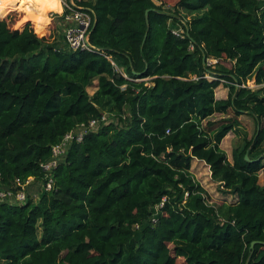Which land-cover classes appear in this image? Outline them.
<instances>
[{
    "label": "trees",
    "instance_id": "1",
    "mask_svg": "<svg viewBox=\"0 0 264 264\" xmlns=\"http://www.w3.org/2000/svg\"><path fill=\"white\" fill-rule=\"evenodd\" d=\"M169 1L164 11L153 0H83L95 14L93 51L69 48L50 12L37 35L19 0L8 6L0 189L35 182L23 203L0 199V264H264V0ZM179 15L191 38L171 32ZM220 79L226 98L215 96ZM104 112L108 123L72 142L54 187L41 190L51 146ZM228 132L230 158L219 146ZM193 159L221 200L195 179Z\"/></svg>",
    "mask_w": 264,
    "mask_h": 264
},
{
    "label": "built area",
    "instance_id": "2",
    "mask_svg": "<svg viewBox=\"0 0 264 264\" xmlns=\"http://www.w3.org/2000/svg\"><path fill=\"white\" fill-rule=\"evenodd\" d=\"M82 1L83 0H63V15H57L56 13L50 12V16H52L55 20L57 33L69 48L73 50L85 49L93 51L98 48L91 46L87 39V34L90 32L94 20L93 11L86 6L81 5L80 2ZM5 9H9V7ZM1 15L2 13H0V17H6L8 14L3 16ZM181 23L182 25H179L177 28H173L171 30L173 35L176 37H183L184 35H187V30L183 26L184 21L181 20ZM189 47L191 49L193 48L192 45ZM106 57L110 59V57ZM215 61V59H208V64H212ZM141 79L143 78L136 80ZM108 121L109 114L104 112L100 118H93L87 122L80 123L65 132L61 140L51 146L50 157L40 164L43 177L41 181H37L39 188L41 190L50 191L54 187L55 181L53 177V170L72 142H80L85 134L96 131L101 124L108 123ZM34 182L35 178L32 176H29L24 180L17 178L15 180L14 189H0V199L11 204L23 203L27 198L29 186ZM31 196L33 198H37L36 192L31 193Z\"/></svg>",
    "mask_w": 264,
    "mask_h": 264
},
{
    "label": "clouds",
    "instance_id": "3",
    "mask_svg": "<svg viewBox=\"0 0 264 264\" xmlns=\"http://www.w3.org/2000/svg\"><path fill=\"white\" fill-rule=\"evenodd\" d=\"M9 5L15 7L17 0H0V12H4V9ZM33 5H37V7L34 9ZM62 5L63 0H19V7H16L15 10L24 12L25 19L31 17L36 34L40 35L43 25L50 22L46 13L53 12L63 15Z\"/></svg>",
    "mask_w": 264,
    "mask_h": 264
},
{
    "label": "rangeland",
    "instance_id": "4",
    "mask_svg": "<svg viewBox=\"0 0 264 264\" xmlns=\"http://www.w3.org/2000/svg\"><path fill=\"white\" fill-rule=\"evenodd\" d=\"M153 1L156 4L161 5L164 11H169V7H170L169 4L171 3L169 0H165V1H162V0H153ZM14 11L15 10L9 11L7 14H9L11 12H14ZM0 13L3 14L4 12H0ZM179 16H180V18L183 21H186L189 18V16H183V17H182V15H179ZM15 19H18V17L15 16ZM169 22H170V20H169ZM95 82H96V80H94V82H93V84L91 86H88L87 89H88L89 93H92L95 90ZM253 82H254V80H253ZM254 84H255V82H254ZM251 86L253 88H256L257 87V84L251 85ZM229 113H231V112L229 111ZM211 118L212 119L218 118V116L214 115ZM109 120H110V118H109ZM239 120H241V123H242L243 127L248 131V133L251 134L253 132V129H254V123L252 122L251 118L249 116H242L241 119H239ZM203 125L205 126V121L203 122ZM228 138H231V137H228ZM232 139H233V141L231 142V146H233L236 138L233 137ZM226 142H228V139H227ZM200 165H201V163H197V162L194 163V165H193L194 168H195L194 169V172L199 173L198 176H199L201 182H203V184L206 185V188L208 190L207 192H209V194L211 195L210 199L212 201L214 200L215 203H216L218 200H221L223 198L222 197V194L217 190V185L212 182V180H211L210 177H208L209 176V171H208V174H207L206 173V171H207L206 168H205V171L202 170V169H204V166L205 165H202L201 167H200ZM263 176H264V174L262 172H260L259 173V182L260 183H262ZM35 188L36 187H33V188L31 187L30 193L35 192ZM179 262H180V264H183L182 261H179Z\"/></svg>",
    "mask_w": 264,
    "mask_h": 264
},
{
    "label": "crops",
    "instance_id": "5",
    "mask_svg": "<svg viewBox=\"0 0 264 264\" xmlns=\"http://www.w3.org/2000/svg\"><path fill=\"white\" fill-rule=\"evenodd\" d=\"M18 1V0H17ZM10 6H12V5H10ZM7 10V9H6ZM9 10H10V8H9ZM4 15H6V14H4ZM1 16H3V15H1ZM206 77L209 79V80H213L214 79V77H212V76H209V75H206ZM223 82H224V80L223 79H220V84L215 88V96H216V98H226L227 97V87H225L224 85H223ZM247 84H248V86L249 87H251V88H253L251 85H255L254 84V82H253V79H251V81L250 80H248L247 81ZM216 116H218V117H220L221 115L220 114H215ZM242 116H249L248 114H245V113H243V114H241L239 117H238V119H241V117ZM223 117V116H222ZM250 118H251V120H252V122H253V118L251 117V116H249ZM241 121V120H240ZM228 137H231V138H228ZM233 137H235L236 138V136L234 135V133L233 132H228L226 135H225V137H223V139L221 140V142H220V144H219V146H220V148L222 149V150H224L225 152H226V154H227V156H228V158H230L231 157V151H232V146H231V142L233 141ZM227 139H228V142H226L227 141ZM195 162H197V163H201V165H200V167L202 166V165H205L204 166V169H202L203 171H205V168L207 169V171H206V173L208 174V167H207V165L203 162V161H201V160H197V159H193L192 160V164H191V172H192V174H193V176L195 177V179L207 190V188H206V185H204L203 184V182H201V180H200V178H199V173H196V172H194V163ZM199 167V168H200ZM200 170V169H199ZM208 177H210V176H208ZM262 181H263V179H262ZM214 183V182H213ZM208 191V190H207Z\"/></svg>",
    "mask_w": 264,
    "mask_h": 264
},
{
    "label": "water",
    "instance_id": "6",
    "mask_svg": "<svg viewBox=\"0 0 264 264\" xmlns=\"http://www.w3.org/2000/svg\"><path fill=\"white\" fill-rule=\"evenodd\" d=\"M149 10L150 9H146L145 10V20L147 21V18H148V12H149ZM93 17H94V22H93V24H92V26H91V29H90V31L94 28V26H95V14H94V12H93ZM4 17H0V20L1 19H3ZM145 36L146 35H144V38H143V40H142V44H143V42H144V40H145ZM187 36L189 37V38H191V36H190V34L188 33V31H187ZM205 55L203 54L202 55V63L203 64H205ZM238 86V85H237ZM258 130H259V125H257V129H256V133H255V136L254 137H256V135H257V133H258ZM245 159L246 160H248V156H247V154L245 155ZM257 242H260V241H252L251 243H250V247L252 248L253 246H254V244L255 243H257ZM260 243H263V242H260ZM246 264H247V262H246Z\"/></svg>",
    "mask_w": 264,
    "mask_h": 264
},
{
    "label": "bare ground",
    "instance_id": "7",
    "mask_svg": "<svg viewBox=\"0 0 264 264\" xmlns=\"http://www.w3.org/2000/svg\"><path fill=\"white\" fill-rule=\"evenodd\" d=\"M9 8H10V7H9ZM7 12H9V9H8V11H7ZM7 12H6V13H7ZM6 13H5V14H6Z\"/></svg>",
    "mask_w": 264,
    "mask_h": 264
}]
</instances>
